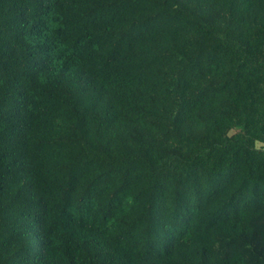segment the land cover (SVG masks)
<instances>
[{"label": "trees", "instance_id": "16d2710c", "mask_svg": "<svg viewBox=\"0 0 264 264\" xmlns=\"http://www.w3.org/2000/svg\"><path fill=\"white\" fill-rule=\"evenodd\" d=\"M264 0H0V264H264Z\"/></svg>", "mask_w": 264, "mask_h": 264}, {"label": "rangeland", "instance_id": "374dc122", "mask_svg": "<svg viewBox=\"0 0 264 264\" xmlns=\"http://www.w3.org/2000/svg\"><path fill=\"white\" fill-rule=\"evenodd\" d=\"M262 146H264L263 143H257V147H262Z\"/></svg>", "mask_w": 264, "mask_h": 264}]
</instances>
